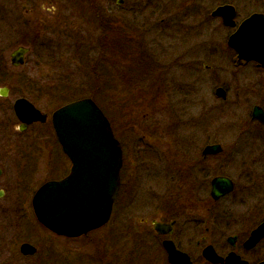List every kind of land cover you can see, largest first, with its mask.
<instances>
[{
	"label": "rangeland",
	"instance_id": "1",
	"mask_svg": "<svg viewBox=\"0 0 264 264\" xmlns=\"http://www.w3.org/2000/svg\"><path fill=\"white\" fill-rule=\"evenodd\" d=\"M142 1L147 8H132L127 17L132 23H144L142 34L133 35L135 38L131 40V48L135 51L132 56L136 60L143 53L147 73H152L150 76L154 82L148 76L142 85L139 82L134 85L126 83L112 88L108 85V75H104L99 92L94 83L97 74L85 68L79 71L75 66H71L73 70L64 69L62 52L55 47L52 51L60 50L56 58L53 56L48 60L35 50L23 68L15 69V100L21 97L30 99L50 118L53 111L71 101L97 96L122 143L123 163L126 165L113 219L108 227L99 231L100 238L92 235L91 243L83 239L80 251L83 257H97L92 247L96 241H105V232L113 230L116 251L106 250V260L108 253L114 252L115 264H164L165 255L157 233L150 224L141 228L138 223L145 219L162 221L172 218L177 225L171 239L196 264H201L202 248L206 245L202 238L209 234L206 233L207 216L203 211L190 209L187 180L180 178L178 193L172 190L174 186L163 174L164 166L171 162L180 163L187 171L188 163L198 162L202 157L205 136L200 125L203 122L193 131L190 127L192 81L195 80L197 103L202 105L201 100H206L212 108L218 104L226 106L223 114L212 110L210 122H207L211 140L219 141L224 153L206 163H222L226 175L233 180L239 179L242 163L253 165L250 181L238 180L234 193L216 207L233 208L237 219L243 220L251 229L261 224L264 221V124L253 121L252 110L257 105L264 108V72L257 71L253 64L235 65L234 55L225 46L232 30L225 29L219 19L211 17L217 7L226 3L238 5L244 0ZM257 1L259 10L264 12V0ZM138 25L136 31L140 30ZM23 27L22 23L18 27L15 24V0H0V37L3 33L19 42L21 39L17 40L16 33L22 32ZM119 31L123 30L116 27L115 32ZM47 44L49 46V41ZM121 45L118 48H124ZM16 46L17 43L15 49ZM50 46L59 45L56 42ZM38 61L44 62L41 69L36 65ZM119 62L116 75L123 77L126 73L124 62L127 61L120 56ZM32 63L36 67H32ZM191 64L201 71L195 78L190 70ZM205 66L211 69L205 70ZM151 83L155 84L154 87H150ZM220 85L228 90L226 103L215 96ZM18 127L16 124L15 163H67L65 167L70 169L69 158L56 142L50 121L46 126L33 127L23 134L19 133ZM159 134L162 135L161 141ZM159 168L162 174L158 178L155 173ZM129 198L131 203L127 207L123 203ZM203 198H206L205 194ZM129 224L132 228L127 226ZM135 235L140 236L136 242L132 240ZM223 235L220 238L209 234V240L221 249L230 232H223ZM198 241H201L200 248L197 247ZM66 246L73 250L76 247L74 243ZM63 254L64 248L58 243L51 244V255ZM253 255L257 259L264 258V242ZM81 260L73 257L68 262ZM82 262L93 264L91 260L79 264Z\"/></svg>",
	"mask_w": 264,
	"mask_h": 264
},
{
	"label": "flooded vegetation",
	"instance_id": "2",
	"mask_svg": "<svg viewBox=\"0 0 264 264\" xmlns=\"http://www.w3.org/2000/svg\"><path fill=\"white\" fill-rule=\"evenodd\" d=\"M143 3L144 1L142 0H15V24L17 27L20 26L21 23L24 26L22 32L18 31L16 33L17 40H21L15 42V39L3 33H1L2 36L0 37V264H79L83 260H91L93 264H115L116 260L112 258L114 252H110L111 254L108 253L107 260L105 257L106 250L113 249L116 251V235L113 230L105 232L107 234V239L105 241L103 240L102 243L96 241V245L92 247L95 248L97 257H91L90 259L83 257L80 251L83 248V239L91 243L93 241L92 235H97L96 239H98L101 236L99 231L108 227L113 219L112 216L114 215V209L121 190L115 200L109 222L104 225L103 228L101 227L91 231L86 235L79 237L58 235L39 222L40 220H38L34 208L35 195L45 184L64 180L70 173L71 163H69V170L65 167L67 163H15L16 124L19 125L17 129L19 133L23 134L33 127L46 126L50 120L48 115V121L45 124L35 123L27 126L21 124L15 114L16 100L14 77L15 69L23 68L28 61V56L33 51L38 50L40 53L44 54L43 56H46L48 60H50L53 59V56L56 58L61 50L63 68L73 70L74 68L71 66H75V69H79V71L81 68L89 69L97 74L98 81L95 79V81L93 80L97 86L99 85V81L103 80L100 74H98L99 71H107L108 85L112 88H115V86L119 84L126 85V83L130 85L137 84V82L141 83V85L144 84L148 78L145 57H143V53H141L139 59L136 58L135 60L132 56V54H135V51L131 48V40L134 39L135 36H140V34H142L144 23L138 25L137 23L130 22V19L127 18L130 16L129 13L133 11L132 8L135 9L139 7L146 9L147 6ZM225 6L232 9H228L224 16L215 17L214 12ZM259 9L257 0H244L239 2L238 5L226 3L217 7L211 13V17L219 19L221 24L225 26V29L232 30V33H230L225 40V46L234 55L235 65L245 66L253 64L257 71L264 72V66H262L261 63L257 61H240L237 52L233 48L228 47L230 37L237 32L240 25L247 22V20L254 15L264 16V12H261ZM139 10L141 11V9ZM229 13L233 15L230 22H232L234 26L226 24L230 15ZM119 14H123L122 18L119 17ZM136 25L140 26L139 31H136ZM116 27H119L123 31L116 33ZM18 29L20 30V28ZM116 34H118V37H116ZM117 38L122 40V44L124 45V48H119L121 53L118 58L117 51L119 50H117V46L119 42H117ZM47 41H49V46ZM56 42L59 46H50L56 44ZM16 43V49L22 47L28 50L24 56L23 67H15L12 63V54L16 50ZM55 47H58L60 50L52 51ZM120 56L124 57L127 61V63L124 62L126 73H124L123 77H118L116 75L117 64L120 63ZM43 64L44 62L39 61L36 63L39 69H41L40 65ZM32 67L36 66H33L32 63ZM204 69L208 70L211 68L205 66ZM190 70L193 78L201 73V71L196 68L195 64L190 65ZM192 82H194V87H192L191 94L190 127L191 130H195L198 128L196 126L203 122V124L200 125V129L203 130L205 136L202 157L198 162L192 161L188 163L186 168L187 171H184V167L180 165V163L171 162L166 167L164 166L163 174L168 181H170L171 185L174 186L172 190H175V193L179 192L178 189H180V183L182 182L179 181L180 178H183V181L187 180L189 182L190 209L205 212L207 216L206 223L208 224L206 233L211 234L212 237L219 236L221 238L223 232H230V236L226 237V245H221V249L216 246V243L209 240V234H206L202 238V242H205L206 245L202 248L201 264H212L203 256L204 249L209 246L213 247L215 252L223 259H226L229 254L235 253L240 256L242 260L248 261L249 264H259L264 261V258L257 259L253 254L264 240L256 247L248 250L246 248V243L252 232L257 229L260 224L251 229L248 227V224L243 223V220L237 219L233 208L216 207V205H220V203L234 193L238 186V180L245 179L246 182L250 181L253 175V171L251 170L253 165H245L242 163L243 170L239 179L233 180L226 175L227 173L224 171L225 166H223L222 163H206L213 157H217L224 153V148L220 142L211 140L212 136L208 133L211 131L207 122H210V115L213 114L212 110H216L223 114L225 113L226 106L225 104H218V106L212 108V105L208 104L206 100H201L203 103L202 105L200 102L197 103L198 100H195L196 97L194 96L196 90L195 80ZM204 83L207 82L204 81ZM45 85L48 84L45 83ZM217 88H223L227 96L228 90L224 86L220 85ZM218 89L215 90L216 98L222 99V101L226 103L227 98L218 97ZM26 99L32 102L30 99ZM257 106L261 108V105ZM36 108L38 107L36 106ZM262 109L264 110L263 107ZM253 121H259L264 124V122L260 120L253 119ZM50 127L52 133H54L51 121ZM160 138H162L161 134L158 136V139L161 141ZM55 139L58 143L57 137ZM199 142H201V140H199ZM211 145H220L222 147V152L217 155L205 157L203 155V150ZM125 165L126 163H123L124 168L121 170V181L123 179ZM246 168L247 170H245ZM160 170L159 168L155 173L158 178L162 174ZM216 178H226L230 180L233 183L234 191L218 200L213 199L212 182ZM245 190L252 189L245 188ZM204 194L206 198H203ZM144 199H146V197H144ZM125 201L123 204L127 205V207L130 206L131 199H125ZM154 222L164 224L174 223L171 234L160 235L155 232V230L153 231L157 233L161 242L162 251L165 255L163 259L164 264H170L168 254L163 246L164 241H172L179 251L186 253L171 239V237L175 235L174 232L177 221L172 218L162 221H157L155 218H152L150 220H141L138 225L144 228L150 224L153 230ZM127 226L132 228L131 224ZM135 237L136 238L132 240L138 239L140 236L135 235ZM79 241L80 243H78ZM52 243H58L62 249L64 248V254L60 256L51 255ZM71 243L76 245L75 250L71 247L67 248L66 245H70ZM200 244L201 241H198V248H200ZM186 254L189 255L188 253ZM73 257L74 259L82 260L68 262ZM189 257L192 264H196V261H193L190 255ZM82 264H84V262H82Z\"/></svg>",
	"mask_w": 264,
	"mask_h": 264
},
{
	"label": "water",
	"instance_id": "3",
	"mask_svg": "<svg viewBox=\"0 0 264 264\" xmlns=\"http://www.w3.org/2000/svg\"><path fill=\"white\" fill-rule=\"evenodd\" d=\"M228 9L232 8L221 7L214 16H224ZM229 14L226 24L234 26L230 22L233 15ZM229 47L237 52L240 61H257L264 66V16L254 15L240 25L230 37ZM27 52L25 48L15 50L12 54L15 67L24 64ZM217 95L226 99L225 90L221 88ZM15 114L25 126L45 124L48 118L25 98L16 100ZM105 115L91 98L69 103L52 114L56 137L72 167L64 180L49 182L39 189L34 197V208L39 222L58 235L83 236L103 228L110 220L121 187L123 150ZM252 117L264 122L262 107H255ZM221 152L220 145H211L203 150V155ZM212 191L213 199L218 200L234 191L233 183L226 178H216L212 182ZM173 225L154 222V230L160 235H168L172 233ZM263 239L264 222L247 240V250ZM163 246L170 264H192L189 255L179 251L172 241H164ZM203 256L212 264H249L235 253L223 259L211 246L204 249Z\"/></svg>",
	"mask_w": 264,
	"mask_h": 264
},
{
	"label": "trees",
	"instance_id": "4",
	"mask_svg": "<svg viewBox=\"0 0 264 264\" xmlns=\"http://www.w3.org/2000/svg\"><path fill=\"white\" fill-rule=\"evenodd\" d=\"M121 44H122V41H119L118 46L121 45ZM118 46H117V50H119V51H117V54H118V55L116 54V55H117V58L119 57V55H120V53H121V51H120V49L118 48ZM121 46H122V45H121ZM147 72H149V70H147ZM98 74H100V76H101V78H102V77H104V75L107 76V71H102V72L99 71ZM151 74H152V73L148 74V76H150ZM150 77H152V76H150ZM148 79H149V77H148ZM153 79H154V78L152 77V81H153ZM154 81H155V80H154ZM154 81H153V82H154ZM100 83H101V81L99 82V85H98L97 87L100 86ZM102 83H104V81H103ZM154 85H155L154 83H151V86H150V87H154ZM100 88H101V87H99V92L101 91ZM97 91H98V90H97ZM92 99L96 102L97 105H99V106L101 107V105L99 104L100 102H99L97 96H96V97L93 96ZM102 110H103V109H102ZM103 111H104V110H103ZM104 113L106 114L105 111H104ZM106 116L108 117V115H106ZM108 118H109V117H108Z\"/></svg>",
	"mask_w": 264,
	"mask_h": 264
},
{
	"label": "bare ground",
	"instance_id": "5",
	"mask_svg": "<svg viewBox=\"0 0 264 264\" xmlns=\"http://www.w3.org/2000/svg\"><path fill=\"white\" fill-rule=\"evenodd\" d=\"M20 48H22V47H20ZM19 49V48H18ZM17 50V49H16ZM51 119H52V115H51Z\"/></svg>",
	"mask_w": 264,
	"mask_h": 264
}]
</instances>
